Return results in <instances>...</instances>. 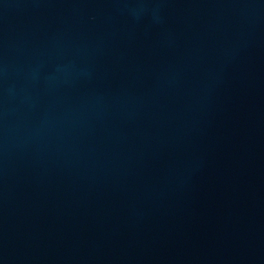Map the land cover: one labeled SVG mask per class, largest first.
<instances>
[{
	"label": "water",
	"instance_id": "obj_1",
	"mask_svg": "<svg viewBox=\"0 0 264 264\" xmlns=\"http://www.w3.org/2000/svg\"><path fill=\"white\" fill-rule=\"evenodd\" d=\"M0 264H264V0H0Z\"/></svg>",
	"mask_w": 264,
	"mask_h": 264
}]
</instances>
